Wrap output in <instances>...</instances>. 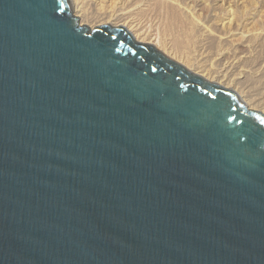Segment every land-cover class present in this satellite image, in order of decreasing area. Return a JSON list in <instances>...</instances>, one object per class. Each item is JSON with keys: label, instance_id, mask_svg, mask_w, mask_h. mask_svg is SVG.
<instances>
[{"label": "water", "instance_id": "obj_1", "mask_svg": "<svg viewBox=\"0 0 264 264\" xmlns=\"http://www.w3.org/2000/svg\"><path fill=\"white\" fill-rule=\"evenodd\" d=\"M70 0H0V264H264V113Z\"/></svg>", "mask_w": 264, "mask_h": 264}, {"label": "rangeland", "instance_id": "obj_2", "mask_svg": "<svg viewBox=\"0 0 264 264\" xmlns=\"http://www.w3.org/2000/svg\"><path fill=\"white\" fill-rule=\"evenodd\" d=\"M111 1H104L99 7L95 6L96 0H89L93 2L89 17V24L92 23L87 26L90 30L102 24L125 23L126 28H131L127 20L134 15L135 22L141 24L138 32L144 33L138 35L139 42L156 44L157 49L191 72L197 63L211 65L210 62H214V70L223 72L219 56L236 52L241 59L233 63L232 76L238 77L228 87L242 99L264 98V0H127L123 9L117 6L116 18L109 20L105 13ZM252 110L264 113V103Z\"/></svg>", "mask_w": 264, "mask_h": 264}, {"label": "bare ground", "instance_id": "obj_3", "mask_svg": "<svg viewBox=\"0 0 264 264\" xmlns=\"http://www.w3.org/2000/svg\"><path fill=\"white\" fill-rule=\"evenodd\" d=\"M92 1V0H91ZM97 2L95 3V6H99V7H102V3L104 1H107V0H96ZM125 1L127 0H113L111 1V4H109L106 8L108 10H106V13H105V16L108 17V19L110 18H114L116 15H117V6H120L121 9H123L122 7H125ZM93 4V2H89V0H72V7H73V16H78L79 17V25L83 26H91V23L89 24V17H90V13L92 12V9H91V5ZM102 4V5H101ZM128 5V4H127ZM94 6V5H93ZM128 7V6H127ZM130 7V6H129ZM119 8V7H118ZM94 9V8H93ZM96 9V8H95ZM103 8H101V11H102ZM126 9V8H125ZM130 9V8H128ZM100 10V9H99ZM132 10V9H131ZM130 10V11H131ZM97 11V9H96ZM121 11V10H120ZM129 11V10H128ZM104 12V10H103ZM99 13V11H98ZM128 13V12H127ZM120 14V12H119ZM126 14V13H125ZM124 14H122L123 16ZM102 16V14H101ZM129 16V15H128ZM134 16V15H133ZM133 16L131 17L130 15V19L127 20L129 22V25L131 26V28H126L125 27V23L121 24V25H118V26H115V27H124L133 37V39L137 42L141 41L139 38H138V35L142 34L141 32H138L139 31V26H141V24H139V22H135ZM120 17V16H119ZM116 18V17H115ZM127 18V15L125 17H123V19H126ZM109 19V20H110ZM121 19V18H120ZM92 20V19H91ZM108 20V21H109ZM122 20V19H121ZM137 20V19H136ZM138 21V20H137ZM89 24V25H87ZM94 25V24H93ZM137 31V33H135ZM144 34V33H143ZM146 35V34H145ZM142 36V35H141ZM143 37V36H142ZM143 39V38H141ZM143 42V41H142ZM141 42V43H142ZM158 45V44H157ZM154 46H156V44H154ZM158 48V47H156ZM160 50V49H159ZM162 51V49H161ZM220 55V54H219ZM220 62L222 63L221 65H223V72H221L220 70H214L212 68L215 67L213 65L212 62L211 65L210 64H196L194 65L195 66V70L192 72L196 75H199L200 77H202L203 79L211 82V83H216L220 86H223L224 88H229L228 85L230 84L229 82H231L234 78V76H232V66H233V63H235L238 59H241V56H239L236 52H224L223 54H221L220 56ZM213 61V60H212ZM205 62V61H204ZM239 62V61H238ZM208 63V61H207ZM195 64V63H194ZM218 64V62H217ZM216 64V65H217ZM237 64V63H236ZM183 65V64H182ZM185 68H187L185 65H183ZM235 67V66H234ZM233 67V68H234ZM239 67V66H238ZM242 67V65H241ZM221 68V67H220ZM240 68V67H239ZM238 69V68H237ZM241 69V68H240ZM187 70H189L190 72L192 71L191 69L187 68ZM237 74H244V73H240V72H236ZM235 74V75H237ZM234 75V74H233ZM240 77V75H239ZM216 80V81H215ZM235 83V82H234ZM242 84V83H241ZM231 89V88H229ZM233 91H235L234 89H232ZM237 93V92H236ZM238 94V93H237ZM239 95V94H238ZM253 96V95H252ZM264 96V95H262ZM240 99L241 101L248 107V108H255L256 106H258L259 104H262L264 103V98L261 99V98H256L255 96L253 97H250V98H246V99H242V96H240ZM258 97V96H257ZM251 104H253L254 106H252Z\"/></svg>", "mask_w": 264, "mask_h": 264}]
</instances>
